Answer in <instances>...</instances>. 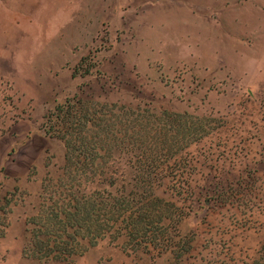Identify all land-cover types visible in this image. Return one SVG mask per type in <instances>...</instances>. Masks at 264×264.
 <instances>
[{
    "label": "rangeland",
    "instance_id": "1",
    "mask_svg": "<svg viewBox=\"0 0 264 264\" xmlns=\"http://www.w3.org/2000/svg\"><path fill=\"white\" fill-rule=\"evenodd\" d=\"M73 100L212 121L184 155L186 262L123 239L69 262L22 254L41 181L64 164L46 117ZM116 156L129 181L130 155ZM219 186L240 199L217 204ZM0 232V264H248L264 243V0H0Z\"/></svg>",
    "mask_w": 264,
    "mask_h": 264
},
{
    "label": "trees",
    "instance_id": "2",
    "mask_svg": "<svg viewBox=\"0 0 264 264\" xmlns=\"http://www.w3.org/2000/svg\"><path fill=\"white\" fill-rule=\"evenodd\" d=\"M106 107L73 100L46 117V134L64 145V164L58 176L41 181L37 208L25 219L22 254L69 262L99 241L123 239L128 250L169 253L175 262H186L193 239L181 236L180 227L197 201L191 188L195 165L184 155L214 131L212 121L139 109L134 111L140 115L128 119V108ZM119 152L130 155L124 164L133 170L129 181ZM216 193L217 204L240 199L224 198L227 190L220 186ZM248 264H264V243Z\"/></svg>",
    "mask_w": 264,
    "mask_h": 264
}]
</instances>
